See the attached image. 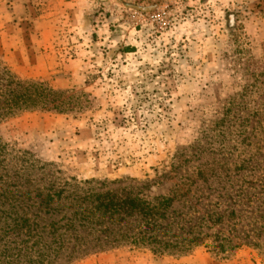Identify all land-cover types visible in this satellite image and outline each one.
<instances>
[{"label":"rangeland","instance_id":"obj_1","mask_svg":"<svg viewBox=\"0 0 264 264\" xmlns=\"http://www.w3.org/2000/svg\"><path fill=\"white\" fill-rule=\"evenodd\" d=\"M0 65L61 95L0 120L8 153L155 197L217 188L203 214L255 184L238 235L264 226V0H0ZM230 230L225 217L184 254L121 245L72 264H264L258 230L219 252Z\"/></svg>","mask_w":264,"mask_h":264},{"label":"trees","instance_id":"obj_2","mask_svg":"<svg viewBox=\"0 0 264 264\" xmlns=\"http://www.w3.org/2000/svg\"><path fill=\"white\" fill-rule=\"evenodd\" d=\"M60 96L42 84L18 80L0 65V120L48 107ZM196 173L208 174L204 169ZM60 174L52 164L8 153L0 142V264H72L121 245L184 254L203 244L210 236L205 230L222 224L225 217L237 242L227 239L232 243L228 246L221 242L215 246L219 252L252 244L257 230V238L264 235V226L258 229L255 218L243 238L238 235L243 215L236 207H252L261 200L255 184L223 187L219 200L208 203L203 214L198 206L217 188H201L191 181L176 186L168 196L155 197L133 188L109 189L95 180L66 181Z\"/></svg>","mask_w":264,"mask_h":264}]
</instances>
